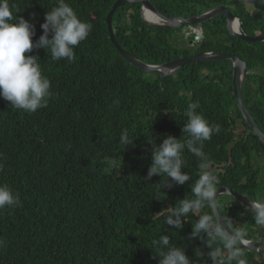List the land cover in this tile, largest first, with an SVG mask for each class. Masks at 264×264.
<instances>
[{
	"label": "trees",
	"instance_id": "1",
	"mask_svg": "<svg viewBox=\"0 0 264 264\" xmlns=\"http://www.w3.org/2000/svg\"><path fill=\"white\" fill-rule=\"evenodd\" d=\"M115 1L65 0L78 18L92 25L87 39L74 48L73 61H54L50 50L44 48L25 54L38 56L42 74L51 82L52 95L46 107L27 112L12 108L0 98V185L19 193L20 201L19 206L0 209V264H159V252L167 248L153 241L159 242L165 235L169 246L181 248L190 264H216L209 254L218 247L225 264H229L219 237L206 232L192 235L200 215L212 213L210 207L181 216L179 228L166 222L182 200L196 199L192 189L202 162L184 149L181 171L189 179L183 184L166 175L149 178L148 169L154 149L166 136L185 139L182 129L189 103L198 104L196 111L209 124L225 121L232 125L227 116L236 103L235 94L228 88L233 67H222L224 60H208L189 63L165 77L145 72L127 61L110 41L106 17ZM150 1L169 17H192L221 4L232 5L231 13L238 16L243 32L252 36L264 33V11H254L253 0ZM57 2L11 0L14 11L18 10L14 15L35 25L33 42L43 32L40 25L44 13ZM186 26L147 25L141 18L139 2L120 5L112 17L117 42L146 63L160 64L186 56L197 46L224 53L238 51L247 63L264 61V41L232 36L225 15L202 24L201 43L195 41L197 33L188 35L190 39L180 33ZM193 26L199 25H188ZM173 31L177 32L175 38ZM249 47L259 48L256 52L262 59L256 56L252 60L255 51H245ZM204 76L211 82L201 81ZM244 95L246 101L251 99L250 91L244 90ZM209 110L215 117L208 115ZM125 128L131 143L122 145L120 136ZM230 135L231 131L221 128L204 142L207 162L226 158L224 142ZM249 136H240L246 140V152ZM237 150L240 155L242 151ZM234 159L236 176L246 173L250 160L243 163L241 157ZM221 183L226 181H219L217 189ZM263 183L255 185L254 198L264 197V193L259 195ZM233 212L236 214L223 215L229 224L239 219V212ZM254 215L251 213L245 223L252 237ZM258 239L264 241V234ZM243 251L247 264H264V249L259 257H253L254 250Z\"/></svg>",
	"mask_w": 264,
	"mask_h": 264
},
{
	"label": "clouds",
	"instance_id": "2",
	"mask_svg": "<svg viewBox=\"0 0 264 264\" xmlns=\"http://www.w3.org/2000/svg\"><path fill=\"white\" fill-rule=\"evenodd\" d=\"M253 2L254 11H264L261 7L264 6V0H253ZM15 8L16 6L11 3V0H0V98L10 102L12 108L35 112L38 108L47 106L48 98L52 95L50 91L51 82L42 74L38 56L25 54L31 53L33 48H44L50 50L51 58L54 61L61 59L73 61L75 59L74 48L87 39L92 25L78 18L76 12L65 0H58L57 6L44 13V22L40 25L43 32L38 41L33 42L35 25L28 19L16 17L14 13L18 10L14 11ZM186 27L187 29L184 31ZM186 27L183 28V33L188 36V34L193 33L194 26ZM201 32V37H199V34L195 35L196 43H201L203 40V28ZM236 58L240 67L242 64H247V61L241 59L239 55ZM242 60L245 62L243 63ZM246 69L249 70L250 67ZM246 77L245 73L241 75L242 79H246ZM197 108V103L187 105V119L182 129L185 134L183 141L168 135L154 149L152 165L148 169V177L150 178L154 174L166 175L176 183L183 184L189 179L188 175L181 171L182 153L187 148L202 162L199 178L192 189L196 199L182 200L179 208L173 210L172 215L167 217L166 222L179 228L182 226L181 216L193 210L199 211L205 206L210 207L213 212L200 215L194 225L192 235L196 236L201 232H206L213 238L219 237L223 249L228 252L226 259L229 264L231 261H236V264H247L243 250H254L256 255L253 257H259L258 253L264 249L263 247H249V244L253 241L264 242L258 239L260 234H264V231H262L264 229V197L260 199L249 198L254 201L248 207L232 195L231 192L237 190L227 183L237 184V180H241L242 176L237 175V178L234 179L236 170L233 169L231 162L228 168L225 169V163L229 161L227 157L228 145H225L226 158L211 159L207 162V156L203 151L204 142L210 140L213 134H218L221 131V126L219 124H209L205 116L196 111ZM120 143L122 145L131 143V136L126 128L121 132ZM219 181H226V183H221L219 186L226 187L227 194H231L237 200L236 205L244 204L252 210V214H255L254 237L245 228V223L251 213L242 214L239 212L237 222L234 220L230 222L232 217L229 215V224L223 217L225 214L219 212V208L225 206L228 202L226 195L217 190ZM224 196L226 200L222 201L221 199ZM19 204V193L14 192L7 185H0V209H4L5 206H19ZM167 207L172 210V206L167 205ZM233 210L230 207L227 209V213L236 214ZM215 211L221 215L231 231L226 230V226H222L216 217L214 219ZM173 216L176 218L173 219ZM157 243L167 248L166 251L161 250L159 252L161 257L159 264H190L188 257L181 248L169 246L170 241L167 235L160 237L159 242L153 241V244ZM245 246L246 248H243ZM209 255L216 264H225L221 248H216Z\"/></svg>",
	"mask_w": 264,
	"mask_h": 264
},
{
	"label": "flooded vegetation",
	"instance_id": "3",
	"mask_svg": "<svg viewBox=\"0 0 264 264\" xmlns=\"http://www.w3.org/2000/svg\"><path fill=\"white\" fill-rule=\"evenodd\" d=\"M228 7L230 9H233L232 5H229ZM198 27L202 29V24H200ZM201 29L198 28L197 31ZM194 30L196 31V27H194ZM213 38L215 42H218V40L215 37H211L210 39L213 40ZM213 49L214 48L200 49L197 46V49L195 51H192V53H190L189 55L179 56V57L193 56L194 54H198L203 51H215V52L224 53L223 51H220L218 49L216 50H213ZM259 50H260L259 48L249 47V49L245 51H251V52L255 51V53H253L255 54L254 57L252 56V60H254L256 56H259V58L262 59L263 56H261L259 53L256 52ZM226 53L234 55L235 57H238L239 55L238 51L226 52ZM199 61H196V62H199ZM202 61H206V60H202ZM211 61H216V60H211ZM224 61L226 63L222 64L221 66L224 68H228V69H230V67L232 66L233 67L232 69L234 72L235 63L233 62V58L224 59ZM242 62L244 63L245 61L242 60ZM251 62L252 63L249 62L245 65V72H246L247 77L246 79H242L240 86H241L242 98H243V101L246 107V111L257 123L258 130L255 131L254 129H252L250 126H248V124L244 120L242 113L240 111V108L238 106L236 96H235L236 103L234 105L233 104L231 105L228 116H227L228 118L232 120V125L226 124L225 121L223 123L222 122L221 123L217 122V123L221 126V128H227L228 131H231L229 141L224 142L223 140H221L222 142H224L225 145H228V156L227 157L229 161L225 163V169L228 168L231 162L233 169L236 170L234 158L237 156L241 157V161L243 163H245L247 159L250 160L249 163H246L247 164L246 173L240 174L242 176V179L237 180V184L230 183V185L236 187V190L239 189V191H234L232 188L231 189L235 193L245 195L250 199H257V196L256 198H254V195H256L254 193L255 185H258L260 182H262V180H264V61L262 60V62H259V63H255L253 61ZM248 67H250L249 70L246 69ZM201 81H203L205 84L211 82L210 78L205 77V76L201 79ZM232 81H233V73H232L231 84H232ZM261 83L263 84L261 85ZM258 85H261V87H258ZM229 90H231L232 93L235 94L233 88H229ZM244 90L250 91L251 99L249 101H246ZM188 93H191V90H188ZM217 97L219 98L220 95H217ZM185 114H187V111H185ZM208 115H210L211 117H215V114L212 112V110H209ZM243 121L246 123L248 128L243 124ZM239 127L241 130L240 132L237 131ZM241 133L245 134L246 136L248 134L250 135L249 137L251 141H248L249 143L247 146V152L245 151L246 140L240 137ZM237 147H239V151H242L240 152L241 153L240 155H238L239 152H237L238 151ZM209 150L211 152L213 151L212 148H209ZM215 171H219V170H215ZM236 178L237 176L234 179ZM260 185H264V183ZM261 193H264V188H262L259 191V195ZM226 197L228 199L227 204L219 208V212L221 214H228L227 209L230 207L232 209L237 210L238 212L242 214H249L252 212V210L246 207L245 205L242 207H237L236 206L237 200H235L231 194H227Z\"/></svg>",
	"mask_w": 264,
	"mask_h": 264
},
{
	"label": "water",
	"instance_id": "4",
	"mask_svg": "<svg viewBox=\"0 0 264 264\" xmlns=\"http://www.w3.org/2000/svg\"><path fill=\"white\" fill-rule=\"evenodd\" d=\"M130 2H139L140 3V10H141V16L142 19L145 21V23L147 25L150 26H165L164 28H178V27H182L184 25H190V24H199L203 21H206L208 19L213 18L216 15H220V14H225L227 16L226 19V27L229 31L230 34L237 36L241 39L247 40V41H264V34L262 35H256V36H248L247 34H244L242 32L238 31L239 28V24L236 21V17L230 12V10L227 8L226 5H219L215 8H212L210 10H207L199 15L193 16V17H169L167 15H165L164 13H161L157 7L155 5H153L151 3L150 0H116L115 3L113 4L111 10L109 11V13L107 14V23H108V31H109V35H110V41L115 45V47L117 48V50L121 53V55L123 57H125V59L127 61H129L131 64L141 68L142 70H144L145 72H149V73H153V74H157L161 77H165V76H170L175 74L179 68H181L184 65H187L189 63L192 62H196V61H202V60H223V58L225 57H231L233 58V62L237 63L238 59L236 57H234V55L231 54H226V53H221V52H215V51H203L200 52L198 54H194L193 56H187V57H178L175 58L173 60L164 62V63H160V64H150V63H146L143 62L142 60L136 58L135 56H133L132 54L128 53L126 50H124L119 43L117 42L113 32H112V16L113 13L115 12V10L117 9L118 6H120L121 4H126V3H130ZM144 10H149L150 12H153V14H155L156 16H158V20H153V19H148L144 16ZM236 22L237 23V30L233 27V23ZM161 23V24H159ZM191 30V29H190ZM192 32H196L197 34H199L201 37L202 32L201 30L195 31L194 29H192ZM239 65H235V69L233 72V81H232V85L229 86V88H233L237 102H238V106L240 108V111L242 113V116L244 118V120L246 121V123L248 124V126H250L252 129H254L255 131L258 130V126L257 123L254 121V119L248 114V112L246 111V107L242 98V92H241V87H240V77L244 72L239 71ZM241 68L243 70H245V66L244 64L241 65ZM220 192V191H219ZM232 195L240 200L241 202H243L246 206L250 207V204L252 203V201L254 200H250L248 197L231 192ZM215 217L217 218V220L219 221V223L222 226H226V230H230L231 229L229 227H227V223L223 220V218L221 217V215L215 211ZM250 248H254V247H263L264 248V242H259V241H253V243L249 244ZM243 248H246L243 247Z\"/></svg>",
	"mask_w": 264,
	"mask_h": 264
},
{
	"label": "bare ground",
	"instance_id": "5",
	"mask_svg": "<svg viewBox=\"0 0 264 264\" xmlns=\"http://www.w3.org/2000/svg\"><path fill=\"white\" fill-rule=\"evenodd\" d=\"M122 5V4H121ZM119 7V6H118ZM227 8L230 10V8L227 6ZM210 10V9H209ZM230 12H231V10H230ZM203 13V12H202ZM114 14V13H113ZM201 14V13H200ZM140 15H141V10H140ZM197 15H199V14H197ZM220 15H225V14H220ZM235 17H236V21L238 22V24H239V28H238V31L239 32H242V33H244V34H246L245 32H243V30H242V28H241V22H240V20H239V18H238V16H236L235 14H233ZM144 16L146 17V18H148V19H153V20H158V16H156L155 14H153V12H150L149 10H144ZM196 16V15H195ZM216 16H219V15H216ZM216 16H214V17H216ZM226 16V15H225ZM113 17V16H112ZM193 17V16H192ZM213 17V18H214ZM107 18V17H106ZM141 18H142V16H141ZM226 19H227V16H226ZM209 20V19H208ZM107 21V20H106ZM144 21V20H143ZM207 21V20H206ZM145 22V21H144ZM205 21H203V22H201V23H199V24H197V25H200V24H203ZM159 24H161V23H159ZM107 26H108V23H107ZM151 27H154V28H157V27H163V26H151ZM165 27V26H164ZM233 27L237 30V23L236 22H234L233 23ZM201 29L200 27H196V31H197V29ZM227 28V27H226ZM227 31H228V29H227ZM229 32V31H228ZM194 33V32H193ZM196 33V32H195ZM264 34V33H263ZM232 35V34H231ZM248 35V34H247ZM257 35H262V34H257ZM232 36H234V35H232ZM248 36H252V35H248ZM256 36V35H255ZM235 37H237V36H235ZM253 37V36H252ZM237 38H239V37H237ZM241 39V38H240ZM242 40H244V39H242ZM255 41H257V40H255ZM224 59H232V56L231 57H225V58H223V60ZM206 61H208V60H206ZM235 63V62H234ZM239 64V62L238 63H235V65H238ZM245 66V65H244ZM239 69V71H241V72H244L245 74H246V72H245V70H243L241 67H239L238 68ZM244 76V75H243ZM241 81H242V78L240 77V84H241ZM241 87V86H240ZM218 191H220L222 194H224V195H227V189H226V187H224V186H220L218 189H217Z\"/></svg>",
	"mask_w": 264,
	"mask_h": 264
},
{
	"label": "rangeland",
	"instance_id": "6",
	"mask_svg": "<svg viewBox=\"0 0 264 264\" xmlns=\"http://www.w3.org/2000/svg\"><path fill=\"white\" fill-rule=\"evenodd\" d=\"M243 1V0H242ZM246 4V3H245ZM246 8L248 9V8H250V6L248 5V4H246ZM187 29V27L184 29V31ZM177 32L176 31H173L172 32V37H176V34ZM180 33H183V30L182 31H180ZM181 35V34H180ZM189 35V34H188ZM185 37H187V38H189L190 39V36H185ZM168 41H171V39H170V36H169V38H168ZM225 62V61H224ZM225 64V63H224ZM237 131H241L240 130V127L237 129ZM222 201H225L226 200V197L224 196L222 199H221ZM163 249V248H162Z\"/></svg>",
	"mask_w": 264,
	"mask_h": 264
}]
</instances>
